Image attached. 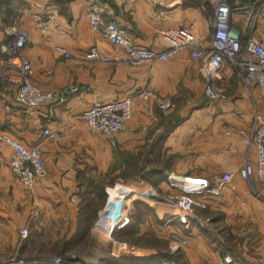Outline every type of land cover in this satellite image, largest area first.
I'll use <instances>...</instances> for the list:
<instances>
[{"label":"crops","instance_id":"1","mask_svg":"<svg viewBox=\"0 0 264 264\" xmlns=\"http://www.w3.org/2000/svg\"><path fill=\"white\" fill-rule=\"evenodd\" d=\"M85 1L0 0V131L28 148L41 145L47 170L32 189H25L10 167L13 149L0 142V264H8L15 254L28 264H48L52 259H46L58 255L70 264H228V255L232 264H264V183L252 186L238 174L246 162L256 160L255 150L244 139L255 115L264 114V91L252 87L248 94L228 65L210 78L205 60L188 53L140 67L84 60L92 47L116 52L101 33L90 29ZM100 1L112 9L134 46L166 48L162 32L178 28L205 50L210 47L217 0ZM227 1L246 44L244 24L264 0ZM35 13L54 16L48 35L34 27ZM16 33L28 39L22 53L33 67L34 82L55 95L51 104L26 110L14 100L17 72L9 71V82L1 79L10 60L4 48ZM254 37L264 43V24ZM58 46L72 58L65 60L55 51ZM209 84L217 98L206 95ZM73 86L90 91L73 93ZM138 89L151 96L132 97V118L116 146L106 136L90 132L80 119L93 104L133 96ZM166 100L171 107L162 111ZM46 129L52 138L45 137ZM152 159L155 165L149 163ZM134 169L136 175L127 176L126 186L151 191L152 197L134 198L130 224L112 233L101 225V238L89 247L93 226L83 222L99 216L114 179L125 182V172ZM226 172L234 176L222 195L203 198L205 206L181 224L178 207L167 200L179 190L168 177L215 184ZM23 228L29 232L24 240ZM125 233L139 244L125 247L121 239L123 244L113 243L112 238ZM171 235L188 244L173 252Z\"/></svg>","mask_w":264,"mask_h":264},{"label":"built area","instance_id":"2","mask_svg":"<svg viewBox=\"0 0 264 264\" xmlns=\"http://www.w3.org/2000/svg\"><path fill=\"white\" fill-rule=\"evenodd\" d=\"M138 1L157 0H127L134 4ZM255 11L248 16L244 24L245 33L249 35L246 44L243 43V32L233 23L234 10L227 0H217L216 14L212 23L210 47L205 50L199 46L193 36L186 30L170 28L162 32L167 47L161 50L134 46L127 38L126 31L115 19L114 12L100 0H86L85 10L89 27L92 31L101 33L103 37L115 48L114 54H107L98 47L89 49L82 58L86 61L112 64L116 66L140 67L145 64L165 63L175 59L182 53H188L192 58L205 60L206 71L210 78L218 76L220 70L228 65L234 73L235 80L242 84L248 94L252 87H258L264 91V43L254 37V34L264 24V3H257ZM54 16L45 13H35L32 23L39 32L46 36L50 32L51 22ZM26 35L16 33L12 35L4 51L9 54L1 72L4 82L12 80L9 74L14 70L18 74L19 88L14 97L15 102L26 110H33L43 105L51 104L55 100L52 92L44 91L33 80V67L23 55L27 46ZM65 60L72 55L62 47H55ZM90 88L73 86L71 92H89ZM206 95L217 98L218 94L212 85L206 88ZM151 92L136 90L133 96L121 99L97 102L80 115L87 129L95 134H101L110 139L111 145L116 146L117 137L125 130L127 122L132 118L133 98L147 99ZM171 107V101L166 100L161 105L162 111ZM47 138L53 134L49 129L44 130ZM0 142L9 145L13 149L10 167L13 175L25 189H32L34 185L47 174L42 157L41 145L28 148L20 141L10 137L9 134L0 131ZM244 143L248 148L256 152L255 162H246L238 171L240 177L252 186L257 182L264 183V114H256L253 128L245 137ZM233 173H223L220 179L211 184L206 179L180 177L170 175L169 182L177 186L179 194L167 196V200L174 202L180 214L178 220L181 224H187L188 218L197 208L205 206L203 198L206 196L219 197L225 187L233 179ZM105 207L101 210L99 221L95 228L106 225L110 230H119L130 224V214L134 198H151V191H142L137 188H129L119 185L117 189L109 192ZM28 229L20 230L22 240L27 239ZM171 250L177 252L188 244L187 240L176 235H171ZM228 264L233 263L231 256L225 258ZM8 264H25L24 260L11 258ZM48 264H64L62 258L49 261Z\"/></svg>","mask_w":264,"mask_h":264},{"label":"rangeland","instance_id":"3","mask_svg":"<svg viewBox=\"0 0 264 264\" xmlns=\"http://www.w3.org/2000/svg\"><path fill=\"white\" fill-rule=\"evenodd\" d=\"M151 162H154V160L152 159L149 163L150 164H153V163H151ZM153 165H155V163L153 164ZM152 165V166H153ZM156 166H158L159 167V165L157 164ZM128 175H136V170L134 169V171H132V172H125V182L123 181L124 179L122 178H115L114 179V181H113V186H111V187H108V189L106 190L107 191V200H108V198L110 197V195H109V192L111 191V190H115V189H117V187L119 186V185H124V183H125V185L124 186H126V185H128L127 184V182H129L128 180H127V176ZM122 176V175H121ZM124 182V183H123ZM107 200H106V202H107ZM106 202H105V204H106ZM105 207V206H104ZM133 202H132V211H131V214H130V222H131V215H132V213H133ZM101 212V211H100ZM99 212V213H100ZM100 215V214H99ZM99 221V216L95 219V220H86V221H84L83 222V224L85 225V226H87V227H92V235H91V237H89V239L87 240V244L89 245V247L91 246V248H92V245H93V243H94V241L96 240V239H98V238H101V230L99 229V228H95V225L97 224V222ZM93 238V239H92ZM113 239V243L114 244H119V245H121V244H123V243H120V242H118V241H120V239L121 240H125V247H131V245H137V244H139V242L140 241H137V239L136 238H133V237H131L128 233H125V236L124 237H117V236H115L114 238H112ZM142 242V244H145V243H147V244H152L153 242L151 241V240H142L141 241ZM85 246H86V242H85ZM13 258H15V259H17V260H24L23 258H21L20 257V255L19 254H15L14 255V257ZM56 258H62V260L64 261V258L61 256V255H58L57 257H54V258H48V259H46V261H49V260H53V259H56ZM115 260V259H114ZM45 261V262H46ZM24 262H25V264H28L27 262H26V260H24ZM114 262H116V264H119L118 263V261H114ZM66 263H69V262H66ZM65 263V261H64V264H66ZM70 264V263H69Z\"/></svg>","mask_w":264,"mask_h":264},{"label":"bare ground","instance_id":"4","mask_svg":"<svg viewBox=\"0 0 264 264\" xmlns=\"http://www.w3.org/2000/svg\"><path fill=\"white\" fill-rule=\"evenodd\" d=\"M111 233L114 232L113 230L110 231Z\"/></svg>","mask_w":264,"mask_h":264}]
</instances>
